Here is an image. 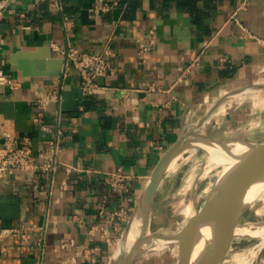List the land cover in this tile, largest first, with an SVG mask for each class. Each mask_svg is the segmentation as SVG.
I'll return each instance as SVG.
<instances>
[{
    "label": "crops",
    "instance_id": "0c3cea01",
    "mask_svg": "<svg viewBox=\"0 0 264 264\" xmlns=\"http://www.w3.org/2000/svg\"><path fill=\"white\" fill-rule=\"evenodd\" d=\"M107 1L116 4L94 13L99 0H61V8L13 0L0 19V65L21 82L1 88L0 123L30 137L34 151L62 129L54 173L29 180L13 169L0 181V227H19L1 242L0 264H109L141 190L180 135L264 142V0L242 8L244 0ZM150 30L155 41L142 51ZM53 43L90 52L108 43L117 68L89 95L72 65L61 75L23 74L15 56L61 57ZM56 85L60 98L39 110L32 99ZM119 167L132 175L129 192L104 180Z\"/></svg>",
    "mask_w": 264,
    "mask_h": 264
},
{
    "label": "water",
    "instance_id": "95a60500",
    "mask_svg": "<svg viewBox=\"0 0 264 264\" xmlns=\"http://www.w3.org/2000/svg\"><path fill=\"white\" fill-rule=\"evenodd\" d=\"M30 55L17 54L15 56L23 74L61 75L63 73L65 65L63 57L50 54L46 60L34 61L32 59L31 64L28 59ZM238 142L247 146V151L209 189L203 205L194 211L181 227L167 232H153L151 218L155 214L153 210L155 197L171 165L188 151L206 150L201 143L229 149L230 145ZM261 181H264V142L216 137L198 131L180 135L160 157L141 190L125 229L111 253L109 264H133L143 254L152 251L147 249L148 245L154 246L159 241L160 243L166 241L165 246L167 247L177 245L179 257L174 264H221L226 256L217 254L216 250L225 240L237 236L235 235L237 226L246 224L242 220L249 206L245 202V196L252 185ZM137 219L140 220L139 235L129 250L124 251L122 246L127 242L132 225ZM207 226H211L213 237L204 245L200 255L193 258L201 231Z\"/></svg>",
    "mask_w": 264,
    "mask_h": 264
},
{
    "label": "built area",
    "instance_id": "2783aa9c",
    "mask_svg": "<svg viewBox=\"0 0 264 264\" xmlns=\"http://www.w3.org/2000/svg\"><path fill=\"white\" fill-rule=\"evenodd\" d=\"M13 0H0V19L3 17L4 11ZM247 0H244L239 8L246 5ZM49 4L53 8H61V0H49ZM116 2L109 3L107 0H99L92 8L94 13L108 11ZM237 18V11L233 13ZM148 43L143 46L142 51L151 49L155 41V32L150 30ZM3 39L0 37V45ZM57 54L65 59V70L69 65L76 68L80 83V88L85 95L92 94L98 87V78L114 73L117 65L114 61L115 52L106 44L102 50L90 52L82 50L78 47L68 45L61 47L55 43L52 44ZM21 82L13 75L7 73L0 65V91L3 86H8L12 89H18ZM62 85H56L49 89L48 93L43 96H35L32 103L41 111L47 110V105L51 100L60 98V89ZM151 84L149 89H154ZM123 96H127V91L124 89ZM34 122L42 123L44 129L47 128L40 115L33 117ZM62 141V129L57 128L55 134L49 139L48 146L44 149L34 151L30 137L20 135L9 130L3 123H0V181L5 180L10 171L17 169L22 171L29 180L36 178L37 173H54L58 167L59 159L58 152ZM132 175L125 172L122 168H117L113 171L106 172L105 182L114 191L129 192L132 189ZM103 214L104 211H101ZM105 214V213H104ZM106 214L114 217L117 214H122L120 211H107ZM37 224L21 225L20 228H34ZM19 227H0V244L11 235ZM42 238L40 237V240Z\"/></svg>",
    "mask_w": 264,
    "mask_h": 264
},
{
    "label": "rangeland",
    "instance_id": "374dc122",
    "mask_svg": "<svg viewBox=\"0 0 264 264\" xmlns=\"http://www.w3.org/2000/svg\"><path fill=\"white\" fill-rule=\"evenodd\" d=\"M208 161V151L194 149L183 154L171 165L155 197V214L151 218L153 232H167L181 227L189 217L187 210H198L209 189L230 168L229 165L225 167L221 163L208 171ZM202 170L205 173L203 175ZM260 194L256 202L249 205L243 214V223L264 221V191ZM258 235L260 234L239 235L240 238L237 235L221 264H264V235ZM178 257L179 249L174 244L165 249L147 252L133 264H174Z\"/></svg>",
    "mask_w": 264,
    "mask_h": 264
},
{
    "label": "bare ground",
    "instance_id": "6f19581e",
    "mask_svg": "<svg viewBox=\"0 0 264 264\" xmlns=\"http://www.w3.org/2000/svg\"><path fill=\"white\" fill-rule=\"evenodd\" d=\"M201 144L206 148V151H208V153H209L208 171H209V169H211V168H213V167H215L221 163L225 164V167H226V165L227 166L229 165L231 167L247 151L246 150L247 146H245L243 143H240V142L230 145L228 147L229 149L224 148L222 146L216 147V146H213V145H210L207 143H201ZM202 173H204L203 170L201 172V175H203ZM201 175L199 176V178L201 177ZM262 191H264V181L255 183L248 190V192L245 196V202L248 203L249 205H252L260 197V195H261L260 193ZM189 204H190V202H189ZM187 211H188V216H190L196 210L189 209ZM185 214H186V212H185ZM139 221H140L139 219L134 221L132 228H131L130 236L127 238V242L122 246L124 251L129 250L132 243L135 241V239L139 235V227H138ZM235 233H236L235 235H238L239 238H240L239 235H246V234H248V235H254V234L264 235V221L249 222V223H246L244 225H239L236 227ZM212 237L213 236H212V232H211V226L204 227L201 231L200 239L197 242V244L195 245L193 258H196L200 255L201 251L204 248V245L207 242L211 241ZM263 239H264V237H263ZM234 240H235V238H232V239L230 238V239L225 240L223 243H221L218 246L216 253L219 255H225L226 256V253L229 252V249L231 248L230 246H232L231 243ZM165 243H167V242L165 241V242L160 243V241H159L158 244H156L154 246L148 245L147 249H151V250L165 249V248H167V246H165Z\"/></svg>",
    "mask_w": 264,
    "mask_h": 264
}]
</instances>
